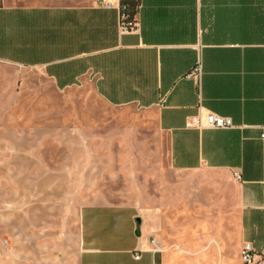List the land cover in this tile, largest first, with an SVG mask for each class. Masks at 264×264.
Here are the masks:
<instances>
[{
    "label": "crops",
    "instance_id": "obj_1",
    "mask_svg": "<svg viewBox=\"0 0 264 264\" xmlns=\"http://www.w3.org/2000/svg\"><path fill=\"white\" fill-rule=\"evenodd\" d=\"M100 1L0 0V85L14 79L1 70H37L59 92L92 85L106 104L152 115L176 188L187 183L172 197L218 206L226 218L234 205L230 263L243 264L244 244L264 249V0H141L127 33L119 1ZM196 67L200 77L187 78ZM200 112L234 127H190ZM13 114L14 94H0V119L13 126ZM80 226L78 264H166L162 236L135 206L88 204ZM218 263L228 264L222 253Z\"/></svg>",
    "mask_w": 264,
    "mask_h": 264
},
{
    "label": "rangeland",
    "instance_id": "obj_2",
    "mask_svg": "<svg viewBox=\"0 0 264 264\" xmlns=\"http://www.w3.org/2000/svg\"><path fill=\"white\" fill-rule=\"evenodd\" d=\"M5 71L14 79L0 94H14V123L0 119V264H78L80 211L98 203L135 206L162 236L166 264H219L220 253L231 264L234 205L226 218L172 197L187 183L176 188L152 115L106 104L92 85L59 92L37 70Z\"/></svg>",
    "mask_w": 264,
    "mask_h": 264
},
{
    "label": "built area",
    "instance_id": "obj_3",
    "mask_svg": "<svg viewBox=\"0 0 264 264\" xmlns=\"http://www.w3.org/2000/svg\"><path fill=\"white\" fill-rule=\"evenodd\" d=\"M119 1V8L121 10V23H122V31L124 33L127 32H136L137 26L132 28H128L123 23V19L125 15L123 14V10L126 7L122 4L125 0H118ZM99 4L104 7H110V2H106L104 0L100 1ZM201 75V68L196 67L188 76L187 78H196L200 77ZM190 127L203 130V129H230L234 127V123L231 118L223 117L218 114L212 112H200L197 116L192 119L190 123ZM262 140H264V129L261 134ZM152 243L155 244V240H152ZM156 251H160V248H156ZM139 258V257H137ZM241 260L243 264H258L260 262H264V249L261 251H257L252 244L246 243L243 245L241 250Z\"/></svg>",
    "mask_w": 264,
    "mask_h": 264
},
{
    "label": "trees",
    "instance_id": "obj_4",
    "mask_svg": "<svg viewBox=\"0 0 264 264\" xmlns=\"http://www.w3.org/2000/svg\"><path fill=\"white\" fill-rule=\"evenodd\" d=\"M122 4L126 7L123 10V14L125 18L123 19V23L126 27L132 28L137 25V13L141 6V0H125Z\"/></svg>",
    "mask_w": 264,
    "mask_h": 264
}]
</instances>
